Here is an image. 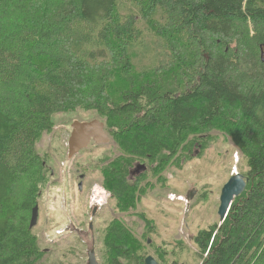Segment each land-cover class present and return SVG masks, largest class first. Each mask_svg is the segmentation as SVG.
Returning <instances> with one entry per match:
<instances>
[{
    "label": "trees",
    "instance_id": "16d2710c",
    "mask_svg": "<svg viewBox=\"0 0 264 264\" xmlns=\"http://www.w3.org/2000/svg\"><path fill=\"white\" fill-rule=\"evenodd\" d=\"M148 32L163 61L140 69ZM263 54L264 0H0V264H48L30 228L51 179L38 143L79 111L105 120L121 152L104 187L124 212L138 209L135 161L159 177L230 140L247 188L193 242L201 264H264ZM102 241L103 264H145L148 239L125 223Z\"/></svg>",
    "mask_w": 264,
    "mask_h": 264
},
{
    "label": "rangeland",
    "instance_id": "374dc122",
    "mask_svg": "<svg viewBox=\"0 0 264 264\" xmlns=\"http://www.w3.org/2000/svg\"><path fill=\"white\" fill-rule=\"evenodd\" d=\"M144 40L147 46L141 44L136 48L138 57L134 60L140 69L157 66L163 61L157 56L159 47L154 45V38L149 32ZM94 119L99 118L83 111L60 116L54 131L45 134L38 143L39 153L49 161L51 179L39 198V218L34 233L38 234L42 247L47 250L45 260L48 264H87V243L75 234L77 229L88 228L91 222L98 237L97 258L103 264L102 240L110 222L107 204L101 208L98 220H92L91 211L94 196L107 189L104 191V187L97 186L99 174L93 170L107 157L114 158L118 147L107 131L111 142L99 146L90 144L82 155L73 160L68 158L71 125L74 121ZM214 135L219 137L217 132ZM199 154L196 151L186 155L187 161L181 169L169 167L159 177H150L153 186L156 185L155 189L146 190L142 199L137 200L138 210L129 214L139 217L137 212H149L150 219L154 220L152 230L138 219L128 217L122 220L124 223L126 220V225L142 240L148 239L145 249L148 256L152 255L156 260L161 250L167 255L169 264H201L194 236L220 220L218 210L222 188L235 172L241 170V155L230 140L221 136L202 156ZM145 163L150 166V162ZM81 174H85L82 190L79 189ZM158 178H162L160 185ZM191 191L194 193L192 198L189 196ZM84 238L89 243V236Z\"/></svg>",
    "mask_w": 264,
    "mask_h": 264
},
{
    "label": "water",
    "instance_id": "95a60500",
    "mask_svg": "<svg viewBox=\"0 0 264 264\" xmlns=\"http://www.w3.org/2000/svg\"><path fill=\"white\" fill-rule=\"evenodd\" d=\"M264 55V54H263ZM72 126V133L68 141V158L69 160L75 159L81 151L89 148L92 141L97 145L108 144L111 140L106 131L105 122L94 119L91 121H74ZM137 174L140 175L147 171V166L139 164L136 166ZM247 179L243 174L235 172L230 180L224 185L220 196V207L218 215L220 218V225L223 224L228 216L234 200L241 196L247 188ZM39 218V205H36L32 211L30 228H34L38 223ZM87 264H100L97 258L95 248L87 252ZM145 264H160L155 257L149 255L145 259Z\"/></svg>",
    "mask_w": 264,
    "mask_h": 264
},
{
    "label": "flooded vegetation",
    "instance_id": "af4514ba",
    "mask_svg": "<svg viewBox=\"0 0 264 264\" xmlns=\"http://www.w3.org/2000/svg\"><path fill=\"white\" fill-rule=\"evenodd\" d=\"M110 142H111V140H110ZM114 142H115V140H114ZM91 144H95L96 145V143L94 141H92ZM96 146H99V145H96ZM79 155H82V152ZM120 156H121V152H119V149H118V151H117L116 155L114 156V158L107 157L106 161H104L103 164H101L97 169L93 170L95 173L99 174L96 184H97L98 187H101V189H102V187H104V180H105L104 169H105V167L106 166L112 167L113 165H115L116 162L120 159ZM134 164H136V166H138L139 164L146 165V163H145V160H143V159H138L137 161H135L133 163V166L128 168V175L126 177L127 178L126 182L129 184V187L131 189H133V190L134 189L136 190V193L139 194V199L138 200H140L143 197L142 194L145 193L146 190L147 191L149 189L150 190H152V189L154 190L156 185L153 186L154 184H152L151 181H150V177H154L153 172L151 170H148L147 172H145L146 174L142 173V174L138 175L137 174V170H136V166ZM148 164L150 165V166L146 165L148 167V169L153 166L152 165L153 163H148ZM150 173H152V175ZM80 178L82 180L80 181L79 189L82 190V186H83L82 184H83V182L85 180V174H81ZM158 181H159L158 184L160 185L161 179L158 178ZM105 190H106V188L104 189V191ZM193 195H194V193L191 191L189 196L192 198ZM117 199H118V197L115 196L109 190H107L105 192L101 191L100 193H97L94 196V202L95 203H94V207H92V211H91V215H92V218H93L92 220H94V219L98 220L99 219V215L98 214L100 213L101 208L104 205L107 204V214L109 215V220H110L109 223L113 222L114 220H119V221L123 222L122 220H124V219H126L128 217H132L134 219L140 220L142 223L145 224V221L142 220L140 217L131 215V214H129V212L121 211L120 207H118L116 204H115V206L111 205V203H113V202L115 203ZM142 212L146 214L145 216H146L147 219H149L150 221H152L154 223V220L150 219L149 212H147V211H142ZM126 222L127 221L125 220V224H126ZM145 226H146V224H145ZM94 231H95V228H94L93 223L91 222V223H89L88 228H85L83 230L77 229L75 236L78 239H80L81 241H84V242L87 243L88 250L92 249V248H95L96 254H98V252H99V249L97 247L98 237H97L96 234H94ZM85 235L89 236V238H90L89 239L90 240L89 243L84 238Z\"/></svg>",
    "mask_w": 264,
    "mask_h": 264
},
{
    "label": "bare ground",
    "instance_id": "6f19581e",
    "mask_svg": "<svg viewBox=\"0 0 264 264\" xmlns=\"http://www.w3.org/2000/svg\"><path fill=\"white\" fill-rule=\"evenodd\" d=\"M170 2H171V1H170ZM145 3H146V2H145ZM161 3H162V2H161ZM161 3H160V4H161ZM151 4H152V3H151ZM168 6H169V4H168ZM177 7H178V6H177ZM168 8H170V7H168ZM177 11H178V10H177ZM154 12H155V11H154ZM178 12H179V11H178ZM180 13H181V12H180ZM179 16H180V15H179ZM179 16H178V17H179ZM204 44H205V43H204ZM208 44H209V43H208ZM104 53H105V52H104ZM82 54H83V53H82ZM99 54H100V53H99ZM226 72H227V71H226ZM94 79H96V78H94ZM65 88H66V87H65ZM60 90H61V89H60ZM63 92H64V91H63ZM63 92H62V93H63ZM188 152H189V151H188ZM181 155H182V154H181ZM185 155H186V154H185Z\"/></svg>",
    "mask_w": 264,
    "mask_h": 264
}]
</instances>
